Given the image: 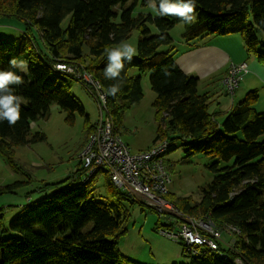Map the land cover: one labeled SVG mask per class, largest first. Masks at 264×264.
<instances>
[{"label":"trees","instance_id":"obj_1","mask_svg":"<svg viewBox=\"0 0 264 264\" xmlns=\"http://www.w3.org/2000/svg\"><path fill=\"white\" fill-rule=\"evenodd\" d=\"M128 1L0 0V23L14 20L23 25L22 34L16 38L0 36V70H9L13 58L27 63L26 72L11 68L23 77V84L12 87L26 102L15 125L0 122V154L14 166V147L30 140L31 122L45 116L53 105L70 119L76 111L83 113V106L70 90L73 79L57 70L55 62L89 70L105 92L109 85L121 83L115 97L107 95L109 114L117 129L124 111L143 97L141 76H131L128 71H149L155 93L152 106L159 124L152 143L144 150L165 141L166 151L158 158L168 174L164 157L177 146H185L187 155L203 153L216 158L210 165L213 177L201 189L198 200L174 197L169 187L166 194L187 216L210 221L215 229L230 236L226 246L221 239L214 250L189 247L174 239L181 244L182 255L189 256L187 264H264V111L254 105L258 93L255 89L247 91L218 121L215 112L209 110L212 94L199 93L198 78L184 73L176 63V43L169 33L178 22L184 24V41L188 43L207 34L238 33L248 54L253 52L264 65V50H259L264 48V0H197L196 20L191 24L170 15L152 17V13L142 11L135 15L132 6H124ZM149 23L155 24L157 33L150 32ZM133 29L140 31L137 55L124 62L120 81L105 79L104 49L116 47ZM258 32L262 33L258 36ZM161 45L166 49L161 50ZM216 80L222 84L220 76ZM221 87L224 89L223 84ZM92 130L93 125H89L84 144ZM31 136L33 140L45 137L41 132ZM79 161L81 168L55 183H65L63 187L29 203L7 228L0 217V232H12L7 237L0 235V264H143L118 248L129 216L125 203H145L154 208L115 186L104 169L96 168L89 175ZM220 161L229 164L218 167ZM100 170L107 178L103 200H96L99 195L88 184ZM14 186L0 187V194L15 193ZM159 217L165 218L161 226L176 227L177 220L168 215ZM229 227L238 231L230 232Z\"/></svg>","mask_w":264,"mask_h":264},{"label":"rangeland","instance_id":"obj_2","mask_svg":"<svg viewBox=\"0 0 264 264\" xmlns=\"http://www.w3.org/2000/svg\"><path fill=\"white\" fill-rule=\"evenodd\" d=\"M124 6H132L133 14L135 15L141 11L152 13V17L157 15L148 7V3H142V0H129ZM113 20L117 22L119 17ZM63 24L66 25L67 21L64 20ZM148 27L151 33L158 32L155 24L149 23ZM22 29L17 22H11V20L5 23L2 22L0 23V36L6 39L16 38L22 34ZM184 29L182 22L174 24L169 29L170 34L178 36H173L177 45V40H181L179 42L184 44L186 42L184 41ZM261 33L258 32V36ZM139 36L140 31L133 29L130 36L122 41L130 42L137 48ZM213 37L219 38L222 36L207 34L199 40L202 41ZM226 37H238L243 43L238 33H230ZM119 44L120 42L116 46ZM231 47L233 51L237 52L240 49L234 41H232ZM160 49L165 50L166 48L161 45ZM259 50L263 51L264 48L260 46ZM252 53L251 56L254 55ZM128 73L131 76L140 75L143 87L141 101L124 111L120 125L122 140L128 145L130 152L136 153L147 148L152 143L159 121L155 117L152 106L155 93L150 86L149 71L139 72L137 68H131ZM242 84L243 81H241L239 86ZM210 87L207 80H199L197 90L201 93ZM91 89L93 90V87ZM70 90L83 106V113L76 111L74 118L70 119L67 118L68 115L65 111L53 105L45 116L38 118L35 122H31L30 140L26 144L14 147V166L0 154V187L6 184H15L13 188L15 193L0 194V217L3 216L4 227L6 228L9 225V221L14 216L24 212L29 203L36 198L59 190L65 183H55L74 174L78 168H81L79 154L84 148L83 144L89 125H93L99 117V106L90 90L75 79L72 80ZM238 92L240 93V91H237L233 105H236L245 96V93L239 95ZM222 93H218V96L220 95L217 98L218 102L213 100L209 105V110L215 112L218 121L233 106L228 107L229 105H225L223 102V99L229 101L233 96ZM226 107L228 108L225 109ZM36 132L43 133L44 139L33 140L31 135ZM164 158L170 175V183L168 184L170 193L174 197L188 196L192 201L198 200L201 189L206 187L213 177L214 172L210 165L216 161V158L210 154L203 153L187 155L185 146H177L175 149L168 151ZM227 164L229 163L220 161L218 167ZM81 178H83V174ZM87 178L85 177V179ZM106 178L107 175L100 170L88 184L99 195L95 197L96 200H103L102 195L105 190ZM125 205L129 211V216L125 222L126 232L121 236L118 243L121 253L143 264H187L189 262V256L182 255V246L170 237L171 233H160L161 228H167V231L174 232L177 227L161 226V222L163 223L165 218L159 217L158 213L145 203L139 204L135 202L132 204L128 202ZM11 234L10 230L0 232L3 237ZM229 237L227 233H222L221 239L224 246L227 245L226 242Z\"/></svg>","mask_w":264,"mask_h":264},{"label":"built area","instance_id":"obj_3","mask_svg":"<svg viewBox=\"0 0 264 264\" xmlns=\"http://www.w3.org/2000/svg\"><path fill=\"white\" fill-rule=\"evenodd\" d=\"M54 66L81 84L87 85L99 106V117L93 124V130L88 134L84 148L79 154L83 167L89 170L88 174L91 175L96 168L104 169L115 186L125 189L130 194H142L144 200L160 214L159 216L168 215L174 219L167 213L179 212L166 200L169 174L161 159L158 158L166 151L167 143L159 141L149 150L130 152L120 134L113 131L107 94L92 72L64 61H59ZM247 70L246 61L231 62L228 65L222 77L226 92L233 93ZM149 161H152L151 164H148ZM183 219L184 222L176 223L177 230L174 232L161 230L160 233L170 232V237L184 242L189 247H202L203 243V246L209 249L218 248L222 232L215 229L210 221L204 222L187 215ZM228 230L238 231L235 227H229ZM223 255L226 256V254ZM235 260L241 263L239 259Z\"/></svg>","mask_w":264,"mask_h":264},{"label":"crops","instance_id":"obj_4","mask_svg":"<svg viewBox=\"0 0 264 264\" xmlns=\"http://www.w3.org/2000/svg\"><path fill=\"white\" fill-rule=\"evenodd\" d=\"M11 22H13V20H11ZM18 26L23 28L22 25ZM173 35L176 36L175 34ZM220 36L222 37L207 38L202 41L199 40L191 43L185 42V44L179 42L181 40L176 39L178 45L176 44V49H173L176 63L184 73L198 78L197 85L199 80H207L209 76L213 75L207 80L208 85L211 87L203 91H208L212 94V101L216 100L218 102L217 98L220 96H218V93L221 94L223 92L231 95V97L233 96L229 101L223 99L224 104L230 107L235 101L238 90L240 91L238 94L243 95V93L255 89L258 93V98L254 105L256 109L264 111V65H262L254 55L251 56L248 52L246 53V48L238 37H226L227 35ZM232 41L240 48L238 52L232 50ZM241 61H246L248 65V70L241 79L243 84L238 86L233 93H227L222 89L221 81L216 80V78L220 76L221 79L223 77L229 63H239ZM119 133L121 134L120 128Z\"/></svg>","mask_w":264,"mask_h":264},{"label":"clouds","instance_id":"obj_5","mask_svg":"<svg viewBox=\"0 0 264 264\" xmlns=\"http://www.w3.org/2000/svg\"><path fill=\"white\" fill-rule=\"evenodd\" d=\"M196 2L197 0H159L157 5L156 0H148V7L158 16H175L184 23L191 24L196 20ZM104 52L107 56L105 79L120 81L124 62L132 61L137 54V48L130 42L121 41L116 47H106ZM9 64V70H0V122L7 121L12 126L21 118V105L26 101L24 97L17 95L12 87L23 84V77L11 68H19L26 72L27 63L13 58ZM121 86L120 82L109 85L107 95L115 97L121 91Z\"/></svg>","mask_w":264,"mask_h":264},{"label":"bare ground","instance_id":"obj_6","mask_svg":"<svg viewBox=\"0 0 264 264\" xmlns=\"http://www.w3.org/2000/svg\"><path fill=\"white\" fill-rule=\"evenodd\" d=\"M58 62H59V61H58ZM58 62H55L54 65L57 64ZM84 86L89 90V88H88L87 85H84ZM109 117H110V120H111V123H112V126H113V131H114V133H118V134H120V133H119V129H117L116 125H115L114 122H113L112 116H111L110 114H109ZM120 136H121V134H120ZM131 194L134 195V196L139 197L140 199H144V196H143L142 194H138V193H131ZM166 200H167V202L170 203L174 208H176L177 211L179 212V213H177V214L172 213V212H168L167 214L171 215V216H172L175 220H177V221L184 222V219H183V218L186 216V214H184V212L176 206V204L173 202V200L169 199L168 197L166 198ZM211 225H213V224L211 223ZM198 230H199V229H198ZM201 246H203V243L201 244Z\"/></svg>","mask_w":264,"mask_h":264}]
</instances>
